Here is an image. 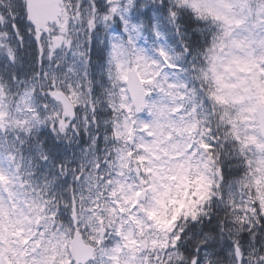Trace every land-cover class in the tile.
<instances>
[{"label":"snow or ice","instance_id":"obj_1","mask_svg":"<svg viewBox=\"0 0 264 264\" xmlns=\"http://www.w3.org/2000/svg\"><path fill=\"white\" fill-rule=\"evenodd\" d=\"M0 264H264V0H0Z\"/></svg>","mask_w":264,"mask_h":264}]
</instances>
